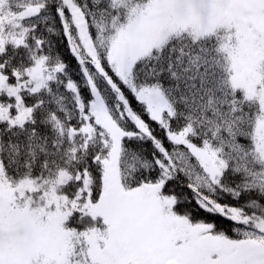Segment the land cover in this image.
Here are the masks:
<instances>
[{
  "label": "snow or ice",
  "instance_id": "6c2138e0",
  "mask_svg": "<svg viewBox=\"0 0 264 264\" xmlns=\"http://www.w3.org/2000/svg\"><path fill=\"white\" fill-rule=\"evenodd\" d=\"M0 264H264V0H0Z\"/></svg>",
  "mask_w": 264,
  "mask_h": 264
}]
</instances>
